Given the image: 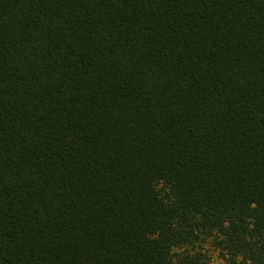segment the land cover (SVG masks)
I'll use <instances>...</instances> for the list:
<instances>
[{
	"label": "trees",
	"instance_id": "16d2710c",
	"mask_svg": "<svg viewBox=\"0 0 264 264\" xmlns=\"http://www.w3.org/2000/svg\"><path fill=\"white\" fill-rule=\"evenodd\" d=\"M264 264V0H0V264Z\"/></svg>",
	"mask_w": 264,
	"mask_h": 264
},
{
	"label": "rangeland",
	"instance_id": "374dc122",
	"mask_svg": "<svg viewBox=\"0 0 264 264\" xmlns=\"http://www.w3.org/2000/svg\"><path fill=\"white\" fill-rule=\"evenodd\" d=\"M212 264H224V262L221 259H219V257L214 256L212 259Z\"/></svg>",
	"mask_w": 264,
	"mask_h": 264
}]
</instances>
